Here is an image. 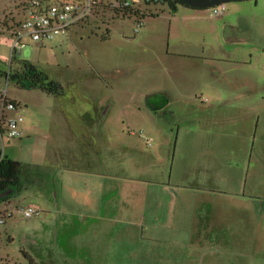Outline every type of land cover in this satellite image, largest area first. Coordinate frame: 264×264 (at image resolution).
Returning <instances> with one entry per match:
<instances>
[{
	"label": "rangeland",
	"instance_id": "374dc122",
	"mask_svg": "<svg viewBox=\"0 0 264 264\" xmlns=\"http://www.w3.org/2000/svg\"><path fill=\"white\" fill-rule=\"evenodd\" d=\"M27 5L28 0H0V70H20L28 61L59 81L65 94L0 77V91L7 88L8 97L21 106L15 115L24 116L21 136L4 143L0 138L4 154L24 168L21 189L0 191V217L6 216L0 224V264H34L33 258H43L42 264H157L159 253L172 249L264 248V220L258 209L237 204L220 215L222 210L214 205L200 204L264 200L254 187L255 165L264 164V155L257 157L255 150L260 148L256 128L244 140L236 132L239 125L229 119L202 124L209 115L201 105L209 98L201 92L203 86L172 73L183 58H159L175 32H182L178 21H189L195 10L213 12V7L179 4L174 10L169 3L142 0V18L115 17L100 9L67 35L38 43L25 27ZM16 31L24 34L25 46L12 61ZM179 66L188 73L185 65ZM162 97L167 103L158 105ZM96 141L102 153L93 150ZM213 157L219 162L210 164L205 181L200 169L191 167L188 177L182 172L188 164L198 162L193 166L197 168ZM93 172L115 174L111 186L105 187ZM123 175L140 177L124 186L129 180ZM185 178L194 185L161 191L153 184ZM216 180L221 187L212 192L197 187ZM170 201L197 202L201 232L208 231L209 222L224 223H215L210 234L197 235L194 241L169 239L171 233L154 223L156 204L163 203L160 218L173 226L172 235L189 215V208L179 210V204L168 207ZM90 202L96 206L89 207ZM31 204L41 215L24 214ZM94 252L98 255L91 261ZM225 258L213 261L264 264V252L258 251Z\"/></svg>",
	"mask_w": 264,
	"mask_h": 264
},
{
	"label": "crops",
	"instance_id": "0c3cea01",
	"mask_svg": "<svg viewBox=\"0 0 264 264\" xmlns=\"http://www.w3.org/2000/svg\"><path fill=\"white\" fill-rule=\"evenodd\" d=\"M191 14L192 18L189 21H178L175 24L178 29L182 28L183 30L180 33L175 32L170 48L165 53L160 54L159 58L164 60L183 58L174 64L175 70L173 68L172 73L178 79L183 80V77L186 76V79L188 78L193 84L203 86L201 92L209 98L206 103H201V105L204 106L209 115L202 119V124H207L210 121L221 124L229 119L235 125H239L236 132L244 140L250 139V128L254 125L258 134L255 139L260 144V148L255 150L257 157H262L261 154L264 155V0L235 1L219 14L209 11L199 13L197 10L192 11ZM179 64H183L188 68L187 74H183L184 70ZM166 103L167 100L162 97L158 105H165ZM228 113L230 116L226 115ZM97 141L95 147L92 148L96 152L102 153L104 149L100 145L98 146ZM76 157V155L73 156V158ZM211 161L203 160L197 168L193 166L198 162L192 164V166L188 164L182 172L188 177L191 174L189 171H193L192 168L200 169L201 179L205 181L210 164L216 166L219 162L216 157H213ZM255 169L254 187L260 191L256 195L264 196V164H261L259 168V164L256 163ZM258 170L260 171L258 172ZM77 171L82 172V170ZM94 175L99 176L103 185L107 187L111 186L115 174L99 172V175H97V172H93L91 176ZM214 176L219 177L220 175L216 174ZM121 177L129 180L124 185L128 186L130 180L140 176L123 175ZM156 181L158 182L153 184H156L154 186L161 191L173 190L181 185H194L191 182H185H193L190 179L177 180L172 184L165 179ZM197 187H202L203 191L212 192L211 189H220L221 184L219 180H216L212 184L205 182L200 185L198 183ZM162 204V202L156 204L154 223L161 230L167 229L169 231L167 232L171 233L172 237H169V239L194 241L197 235L206 236L210 234L212 228L216 225L215 223H224L223 219L209 222L213 224L208 228V231L201 232L197 226L199 218L196 213V209L201 206L195 205L197 202L191 201H170L168 207L176 208L179 204V210L189 208L187 210L189 214L187 221L181 228L176 229L178 231L172 235L171 229L173 226L163 224L160 218ZM200 204L214 205L222 210L220 215L225 213L223 210L225 208H236L239 207L236 206L237 204H245L249 208L258 209L259 213L262 214V221L264 220V200L218 201L202 202ZM93 206H96L95 203L90 202L89 207ZM218 228L220 229L222 226ZM161 232L165 234L164 231ZM160 236L165 235L161 234ZM160 236H156V238L164 239ZM175 237H179V239H175ZM193 249L182 248L161 251L157 264H205V262L206 264H218V262L213 261V257L221 259L226 257L225 260L231 261L234 257L243 255V253L264 252L263 247H233L219 250ZM90 255L92 261V257L96 258L98 253L94 252L93 255L92 253ZM162 256L164 260H162ZM32 260L34 264H42L43 258L40 261L35 258Z\"/></svg>",
	"mask_w": 264,
	"mask_h": 264
},
{
	"label": "built area",
	"instance_id": "2783aa9c",
	"mask_svg": "<svg viewBox=\"0 0 264 264\" xmlns=\"http://www.w3.org/2000/svg\"><path fill=\"white\" fill-rule=\"evenodd\" d=\"M141 2L142 0H115L111 3L105 0H28L25 27L34 41L43 43L67 35L78 23L86 21L91 15L99 14L100 9H108L114 16L120 17L127 16L133 10L135 12L131 13L132 16L141 17L144 15ZM225 9L226 4H220L213 7V12L219 14ZM23 39L24 34L16 31L12 41V61L16 55L22 53L25 46ZM20 107L8 97L7 88L0 91V138L3 143L5 139L16 138L22 134L20 125L24 116L15 115ZM41 212L38 206L32 204L24 208L27 217L39 216ZM5 221L6 216H1L0 224Z\"/></svg>",
	"mask_w": 264,
	"mask_h": 264
},
{
	"label": "trees",
	"instance_id": "16d2710c",
	"mask_svg": "<svg viewBox=\"0 0 264 264\" xmlns=\"http://www.w3.org/2000/svg\"><path fill=\"white\" fill-rule=\"evenodd\" d=\"M147 2H163L169 3L172 9H177L179 4L188 6L179 0H146ZM192 7V6H188ZM108 8V6L106 7ZM196 8V7H192ZM135 11L131 10V13ZM128 14L127 16H132ZM138 13V11H136ZM120 17V16H115ZM126 17V16H124ZM6 76L9 80L17 82L22 87L29 88H41L42 90L54 94L63 95L65 94V88L62 84L50 78L45 72L38 69L34 64L24 61L22 68L16 71H4L0 70V77ZM24 168L22 162L12 159L4 154L3 150L0 149V191L6 189L9 186H15L21 189L24 186L23 183Z\"/></svg>",
	"mask_w": 264,
	"mask_h": 264
},
{
	"label": "water",
	"instance_id": "95a60500",
	"mask_svg": "<svg viewBox=\"0 0 264 264\" xmlns=\"http://www.w3.org/2000/svg\"><path fill=\"white\" fill-rule=\"evenodd\" d=\"M179 1L188 6H192L196 8H209L220 4H226L230 2L244 1V0H179Z\"/></svg>",
	"mask_w": 264,
	"mask_h": 264
}]
</instances>
